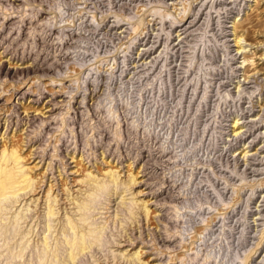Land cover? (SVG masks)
I'll return each mask as SVG.
<instances>
[{"label": "rangeland", "instance_id": "obj_1", "mask_svg": "<svg viewBox=\"0 0 264 264\" xmlns=\"http://www.w3.org/2000/svg\"><path fill=\"white\" fill-rule=\"evenodd\" d=\"M253 4L0 0V151L33 182L0 201V264H264Z\"/></svg>", "mask_w": 264, "mask_h": 264}, {"label": "bare ground", "instance_id": "obj_2", "mask_svg": "<svg viewBox=\"0 0 264 264\" xmlns=\"http://www.w3.org/2000/svg\"><path fill=\"white\" fill-rule=\"evenodd\" d=\"M260 1L261 0H252V2L254 3L252 6L253 9H255L257 7V5L260 3ZM253 9H251V6H249L250 12H253ZM250 15L246 14L244 18L242 17L237 22H233L232 36H233L234 44L237 46L236 51H238L240 48H242V46L239 44L240 39H242L243 42L248 43L247 41H248L249 34L254 28L253 20L251 19ZM262 43H264V42H258V44H257V45H259V46H257L258 49H259V47H261ZM247 45L253 47V45H255V44L249 43ZM257 48H256V50H257ZM253 53L251 55H253ZM262 55H264V54L262 53L260 55V57H262ZM242 56H243V60L246 62H247V60H249V59L251 60V58H252L250 55H246V54H243ZM258 72H259V70L258 71H255V70L249 71L248 68L247 69H246V67L244 68V74H245L246 79H248L250 74L253 73L252 75H254V74H257ZM237 123L238 122L234 123L233 132L235 133V135L240 134L241 133L240 131H242L241 127H239L237 125ZM29 143H31V140L29 141ZM22 145H23V141L19 145L14 144V143H10L8 146L5 145L2 148V150L0 151V201L5 197H7V198L13 197L14 198V196L16 194H18L21 191L24 192L25 189H26L25 191H28V192L32 191V189H33L32 188L33 182H32V179L28 177V170L24 169V166L22 165V158H21L22 147H23ZM30 146H32V145H30ZM34 154L35 153L30 151V152H28L27 155H34ZM115 174H116V172L112 171V170L106 172V175H108L112 181H115V179H117ZM87 176H91V174L88 173ZM130 182L132 184L135 183V179L131 175H130ZM27 189H29V190H27ZM47 192L48 193L52 192V187H50ZM24 194H26V192ZM51 208H52L51 205H48L47 214H50L53 212ZM142 210L146 215L147 211H146L145 205L142 207ZM77 239H78V241H80L79 238H77ZM80 242H79V244H81ZM136 259H138V254L136 256ZM140 264H143V263H140Z\"/></svg>", "mask_w": 264, "mask_h": 264}]
</instances>
